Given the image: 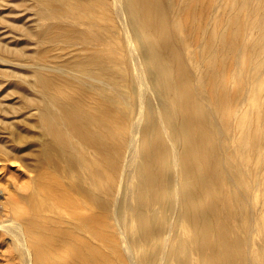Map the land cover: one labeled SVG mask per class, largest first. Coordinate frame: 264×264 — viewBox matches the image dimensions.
Returning a JSON list of instances; mask_svg holds the SVG:
<instances>
[{
	"label": "bare ground",
	"instance_id": "1",
	"mask_svg": "<svg viewBox=\"0 0 264 264\" xmlns=\"http://www.w3.org/2000/svg\"><path fill=\"white\" fill-rule=\"evenodd\" d=\"M110 1L114 18L108 24L124 36L111 45L115 53L86 48L70 59L67 69L43 64L44 71H56H38L44 80V101L37 106L39 132L18 137L32 149L20 157L18 166L27 181L13 190L15 200H21L24 190L33 199L40 175L53 178L40 189L44 198L39 205L23 217L26 227L10 217L17 211L1 202V230L15 234L24 264H168L171 258L182 264L207 254L211 264H252L246 251L248 233L254 229L251 224L247 229L229 226L231 206L211 195L215 177L230 175V169L215 167L218 134L212 90L202 86L203 77L197 74L193 82L191 72L176 67L182 56L171 47L179 36L168 35L161 5ZM65 32L69 35L64 37L78 36L75 29ZM101 36L86 28L82 37L98 41ZM8 151L4 159H9ZM208 194L212 200L198 208L196 202ZM246 202L250 213L260 212L258 200ZM45 211L46 217H35ZM214 215H224V223L186 233V225ZM10 224L15 226L8 228ZM147 224L152 228H140ZM257 228L264 231V222ZM31 236H47L49 248ZM208 238L216 245L207 243ZM180 247L192 255L182 256ZM63 253L69 259L59 255ZM44 255L51 261L44 262Z\"/></svg>",
	"mask_w": 264,
	"mask_h": 264
},
{
	"label": "rangeland",
	"instance_id": "2",
	"mask_svg": "<svg viewBox=\"0 0 264 264\" xmlns=\"http://www.w3.org/2000/svg\"><path fill=\"white\" fill-rule=\"evenodd\" d=\"M134 1L141 6L161 5L168 35L179 36L176 47H171L173 54L182 56L176 67L191 72L193 82L197 74L203 77L202 86L208 92L212 90L218 134L215 167L230 169V175L215 177L211 195L231 206L229 226L244 225L247 229L251 224L254 230L248 233L251 243L246 254H250L252 264H263L260 257L263 242L260 246L259 242L264 231L257 227L264 222V0H169L171 4L167 6L164 0ZM103 2L104 8L99 0H0V205L4 202L7 210L17 211L10 217L16 216L23 225L22 219L29 215L30 207L38 206L44 198L40 189L53 178L40 175V180L35 182L39 187L36 196L28 198L25 194L29 191L24 190L21 200H15L13 190L27 181L18 166L20 157L32 149L30 143L23 144L18 137L39 132L37 106L44 101L41 100L44 80L38 71L49 75L56 71L52 68L45 72L41 68L43 64L67 69L70 59L82 55L86 48L105 47L103 54L115 53L111 45L122 42L124 36L119 28L113 31L108 24L114 18L112 1ZM86 28L91 34L99 32L100 40L83 38ZM65 29L77 30L78 36L64 37L63 34H68ZM58 85H63L61 80ZM142 141L146 139L142 137ZM147 149H141L137 160ZM4 150L8 151L9 159H4ZM29 174L37 176V172ZM233 183L237 186L232 187ZM6 189L9 194L4 197L2 191ZM211 195L204 201L198 200L197 207L210 202ZM247 199L252 203L258 200L261 206L258 214L254 209L253 213L249 212ZM112 201L110 196L108 202L112 204ZM46 211L35 217L41 220L48 215ZM247 215L249 219L244 220ZM3 218L0 215V220ZM224 221V215H214L202 223L184 225L189 234L205 226L216 228ZM13 226L10 224L8 228ZM140 228L148 230L152 224ZM115 237L119 241L117 234ZM30 238L49 248L47 236ZM207 243L216 245L213 238H208ZM19 247L15 234L0 228V264H24ZM180 251L182 256L192 255L186 247H180ZM59 255L70 257L65 253ZM209 257L212 256L207 254L197 260H183L182 264H211ZM42 260L51 261L46 255ZM181 261L171 258L168 264Z\"/></svg>",
	"mask_w": 264,
	"mask_h": 264
}]
</instances>
